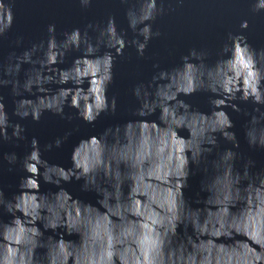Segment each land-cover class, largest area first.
<instances>
[{
    "label": "clouds",
    "instance_id": "clouds-1",
    "mask_svg": "<svg viewBox=\"0 0 264 264\" xmlns=\"http://www.w3.org/2000/svg\"><path fill=\"white\" fill-rule=\"evenodd\" d=\"M72 2L83 10L94 0ZM248 2L251 13L264 12V0ZM15 3L0 0V39L12 29ZM119 3L126 5L131 39L109 15L61 39L49 23L46 38L8 53L0 87L11 86L18 120H10L0 96V143L24 141L19 121L39 123L45 113L93 128L102 115L116 113L117 97L107 92L117 59L126 48L144 59L149 42L162 36L153 24L166 12L164 0ZM248 28L241 19L212 64L196 48L173 67L153 63L150 78L130 89L134 119L81 137L70 166L50 163L44 153L60 149L75 127L43 145L33 136L19 159L15 152L0 155V167L23 173L10 197L0 188V216L8 217L0 219V264H264V169L250 171L251 159L236 167L240 144L226 111L240 114L239 103L253 105L243 111V135L249 149H264V48L248 42ZM22 40L17 35L14 44ZM73 52L79 55L70 66L58 67ZM22 65L29 67L21 80ZM196 93L207 94V113L184 99ZM220 140L231 147L220 150ZM197 170L204 178L190 201L185 190ZM73 182L94 193L95 203L74 198L64 187ZM41 184L56 191L42 192Z\"/></svg>",
    "mask_w": 264,
    "mask_h": 264
},
{
    "label": "water",
    "instance_id": "water-1",
    "mask_svg": "<svg viewBox=\"0 0 264 264\" xmlns=\"http://www.w3.org/2000/svg\"><path fill=\"white\" fill-rule=\"evenodd\" d=\"M165 14L159 16L153 24V29H159L162 36L149 42L145 52V58L139 59L133 48H126L123 57L117 59L114 67V79L109 86L107 95L117 97V111L114 115L103 116L95 122V127L82 124L78 120L68 122L60 120L59 117L45 113L39 123H33L30 119L19 121L25 127V140L16 144L0 143V155L3 153L15 152L18 159L26 152L27 141L35 136L40 145L50 142L54 137L62 135L65 130L73 127L77 131L69 137L68 141L60 148L44 153V158L50 163H57L61 166H70L69 154L71 147L81 137L94 135L104 128L116 124H122L132 117V110L136 107V101L131 96V87L143 80L147 81L153 69L151 65L158 63L161 68H170L179 63L181 55L186 54L189 48L205 50L208 53L206 63L212 64L218 58V51L225 40L228 32L238 31V24L241 19H248L249 28L243 34L247 36L248 42L253 48H264V12L251 13L248 0H183L182 4H177L176 0H164ZM135 3V0H130ZM126 5H121L119 0H94L88 9H80L72 0H16L14 7V22L12 29L6 33L5 38L0 39V63H3L9 52L15 51L19 54L24 48L33 42L46 38L45 26L49 23L56 25L57 39H61V33L80 28L90 21L97 23L106 20L111 15L115 18L118 30L123 28L127 38L131 39L132 33L127 28L124 18ZM171 11H168V8ZM90 35H95L91 31ZM17 35H22L23 40L20 46H16L14 41ZM103 51V50H102ZM78 52H73L65 57V63L58 67L66 68L70 66ZM29 65H22L20 79H23V72ZM68 86V85H66ZM53 89L55 86H52ZM11 86L0 87V96H3L6 111L12 122H17L18 118L11 115L13 109V97L10 93ZM27 98V94H25ZM16 99H19L17 97ZM187 103L201 112L209 111L208 96L204 93H196L184 98ZM241 113L229 112L233 121L237 140L240 144L237 150L240 160L236 162L239 168L245 159L255 162V167L250 171L264 169V149H249L244 139V125L248 119L243 115V111L251 112L253 105L250 103H239ZM66 112L71 111L65 109ZM150 119L154 120L155 116ZM10 131V130H9ZM180 135L186 136V132L181 131ZM220 150L231 147L220 140ZM211 159V157L209 158ZM204 165H201V169ZM5 164L0 167V188L3 189L5 197L8 198L17 191L19 177L23 173L19 168L8 171ZM204 178L201 170H197L195 175L189 177V187L185 190V197L194 200L199 191L200 181ZM74 198H79L86 202L95 203V194L92 192H81L80 183L73 182L64 185ZM51 189L56 191L51 185L41 184V191ZM203 196V193H201ZM195 206V205H193ZM0 219L7 220V215L0 216ZM69 237H66V239ZM75 239V237H71Z\"/></svg>",
    "mask_w": 264,
    "mask_h": 264
}]
</instances>
